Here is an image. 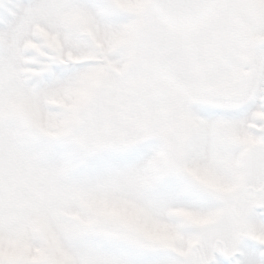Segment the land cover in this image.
<instances>
[{
  "label": "snow or ice",
  "instance_id": "6c2138e0",
  "mask_svg": "<svg viewBox=\"0 0 264 264\" xmlns=\"http://www.w3.org/2000/svg\"><path fill=\"white\" fill-rule=\"evenodd\" d=\"M0 264H264V0H0Z\"/></svg>",
  "mask_w": 264,
  "mask_h": 264
}]
</instances>
